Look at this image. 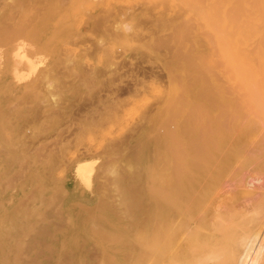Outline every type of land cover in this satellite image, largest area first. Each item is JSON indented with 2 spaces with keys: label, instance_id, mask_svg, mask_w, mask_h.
<instances>
[{
  "label": "rangeland",
  "instance_id": "374dc122",
  "mask_svg": "<svg viewBox=\"0 0 264 264\" xmlns=\"http://www.w3.org/2000/svg\"><path fill=\"white\" fill-rule=\"evenodd\" d=\"M43 2L0 0V229L14 210L30 223L10 235L21 246L6 264H107L102 239L75 234L74 222L125 214L106 169L142 176L132 153L160 116L162 92L174 80L184 94L194 81L171 69L190 66L196 86L212 90L223 83L222 45L201 24L178 42L193 17L179 0H56L64 14L47 20L43 42L32 35ZM185 98L173 102L186 129L180 148L217 154L219 170L193 212L238 241L258 235L264 264V102ZM79 162L90 163L88 184Z\"/></svg>",
  "mask_w": 264,
  "mask_h": 264
},
{
  "label": "bare ground",
  "instance_id": "6f19581e",
  "mask_svg": "<svg viewBox=\"0 0 264 264\" xmlns=\"http://www.w3.org/2000/svg\"><path fill=\"white\" fill-rule=\"evenodd\" d=\"M55 1L47 5L44 0L41 17L32 30V35L43 42L48 40L47 20L62 19L64 14V8L56 5L59 0ZM179 1L192 11L193 17L177 28L176 39L180 42L188 29L200 24L207 27L212 40L222 45L223 83L215 84L212 90L196 86L195 82L201 77L191 73L190 66H174L171 70L182 79L189 76L194 81L184 94L178 92L179 84L174 80L162 92L165 104L160 108V116L153 118L151 127L142 132L132 153L142 176L138 177L130 169L123 175L114 165L106 169L113 174L111 183L118 193L119 203L124 206L122 216L126 220L116 213V217L103 213L97 224L93 220L74 222V231L102 239L99 242L102 249L110 252V255L106 252L110 256L107 264H233L235 259L237 264H244L249 257V264H257L262 253L258 235L238 241L231 232L229 236L222 235L221 230L217 232L214 225L193 212L205 200L212 178L219 171L215 167L217 154L182 151L180 145L186 129L180 124L178 108L173 102H178L182 96L186 100L185 95L190 102L234 99L249 104L264 102V0ZM37 14L33 11L30 15L36 17ZM17 56L24 58L21 53ZM27 62L33 66L29 59ZM13 68L15 70V66ZM15 76L21 77L16 72ZM89 164L79 162L75 167L76 176L85 184L90 178ZM71 186L76 188L74 183ZM136 206L140 208L138 214L132 209ZM7 217L5 227L0 229V263L4 264L10 262V255L21 246L19 242L12 243L10 235L21 223H29L26 213L14 210ZM15 259L18 261L14 256L12 260Z\"/></svg>",
  "mask_w": 264,
  "mask_h": 264
}]
</instances>
